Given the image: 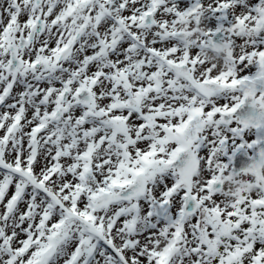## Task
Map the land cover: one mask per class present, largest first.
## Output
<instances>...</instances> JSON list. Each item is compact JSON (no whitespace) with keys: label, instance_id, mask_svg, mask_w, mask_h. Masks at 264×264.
I'll return each mask as SVG.
<instances>
[{"label":"snow or ice","instance_id":"6c2138e0","mask_svg":"<svg viewBox=\"0 0 264 264\" xmlns=\"http://www.w3.org/2000/svg\"><path fill=\"white\" fill-rule=\"evenodd\" d=\"M0 264H264V0H0Z\"/></svg>","mask_w":264,"mask_h":264}]
</instances>
